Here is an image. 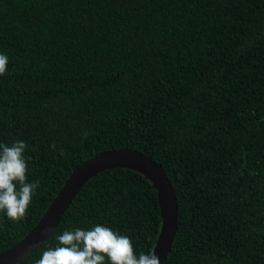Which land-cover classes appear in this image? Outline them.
<instances>
[{
	"label": "trees",
	"instance_id": "trees-1",
	"mask_svg": "<svg viewBox=\"0 0 264 264\" xmlns=\"http://www.w3.org/2000/svg\"><path fill=\"white\" fill-rule=\"evenodd\" d=\"M0 52V142L25 143L27 179L39 182L23 217L0 212V252L78 164L131 148L177 194L163 264H264V0H0ZM84 186L16 264L96 223L151 252L161 212L147 178L113 168Z\"/></svg>",
	"mask_w": 264,
	"mask_h": 264
},
{
	"label": "clouds",
	"instance_id": "clouds-1",
	"mask_svg": "<svg viewBox=\"0 0 264 264\" xmlns=\"http://www.w3.org/2000/svg\"><path fill=\"white\" fill-rule=\"evenodd\" d=\"M9 57L0 52V74L7 70ZM25 143L0 142V212L7 217H23L39 182L29 181ZM58 244L44 250L36 264H159L155 252H137L129 236L96 223L90 228L66 229Z\"/></svg>",
	"mask_w": 264,
	"mask_h": 264
},
{
	"label": "water",
	"instance_id": "water-1",
	"mask_svg": "<svg viewBox=\"0 0 264 264\" xmlns=\"http://www.w3.org/2000/svg\"><path fill=\"white\" fill-rule=\"evenodd\" d=\"M127 168L147 178L159 197L161 225L151 250L163 264L171 251L178 230L179 203L172 181L161 164L131 148H118L98 153L80 164L66 178L35 226L16 244L0 252V264H16L31 255L51 236L80 189L99 173Z\"/></svg>",
	"mask_w": 264,
	"mask_h": 264
},
{
	"label": "bare ground",
	"instance_id": "bare-ground-1",
	"mask_svg": "<svg viewBox=\"0 0 264 264\" xmlns=\"http://www.w3.org/2000/svg\"><path fill=\"white\" fill-rule=\"evenodd\" d=\"M224 146H225V145H224ZM180 155H181V154H180ZM225 155H226V154H225ZM214 159H215V158H214ZM220 159H221V157H220ZM220 159H219V160H220ZM208 165H209V164H208ZM224 169H225V168H224ZM109 170H110V169H109ZM118 171H119V170H118ZM104 172H105V171H104ZM220 172H221V171H220ZM122 174H123V173H122ZM107 175H108V174H107ZM120 175H121V174H120ZM126 175H127V174H126ZM126 175H124V176H126ZM120 177H121V176H120ZM127 178H128V177H127ZM118 179H119V178H118ZM222 179H223V177H222ZM104 180H106V178H105ZM105 182H106V181H105ZM105 182H104V183H105ZM84 187H85V186H84ZM84 187H83V188H84ZM106 189H107V188H106ZM95 190H96V189H95ZM108 190H109V189H108ZM110 190H111V189H110ZM115 190H116V189H115ZM97 191H98V190H97ZM96 193H97V192H96ZM98 193H99V192H98ZM109 193H110V192H109ZM104 196H105V195H104Z\"/></svg>",
	"mask_w": 264,
	"mask_h": 264
}]
</instances>
